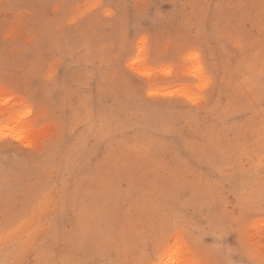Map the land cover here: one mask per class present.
<instances>
[{"label": "rangeland", "instance_id": "rangeland-1", "mask_svg": "<svg viewBox=\"0 0 264 264\" xmlns=\"http://www.w3.org/2000/svg\"><path fill=\"white\" fill-rule=\"evenodd\" d=\"M0 264H264V0H0Z\"/></svg>", "mask_w": 264, "mask_h": 264}]
</instances>
